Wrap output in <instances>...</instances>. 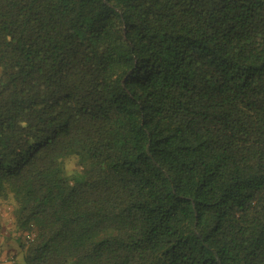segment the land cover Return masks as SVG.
Segmentation results:
<instances>
[{
    "label": "trees",
    "instance_id": "16d2710c",
    "mask_svg": "<svg viewBox=\"0 0 264 264\" xmlns=\"http://www.w3.org/2000/svg\"><path fill=\"white\" fill-rule=\"evenodd\" d=\"M2 205L15 264H264V0H0Z\"/></svg>",
    "mask_w": 264,
    "mask_h": 264
},
{
    "label": "rangeland",
    "instance_id": "374dc122",
    "mask_svg": "<svg viewBox=\"0 0 264 264\" xmlns=\"http://www.w3.org/2000/svg\"><path fill=\"white\" fill-rule=\"evenodd\" d=\"M0 213L3 218L2 221V230L0 232V238L4 236V238H8L2 246L5 249H11L12 252H16V260L19 261V240H23L26 236V233L17 232L14 230L13 224L11 222L10 216V208L7 206H0ZM27 239V238H26ZM2 240L0 239V242Z\"/></svg>",
    "mask_w": 264,
    "mask_h": 264
},
{
    "label": "crops",
    "instance_id": "0c3cea01",
    "mask_svg": "<svg viewBox=\"0 0 264 264\" xmlns=\"http://www.w3.org/2000/svg\"><path fill=\"white\" fill-rule=\"evenodd\" d=\"M0 239L2 240L0 242V264H15L14 261H16V252H12L11 249H5L2 246V243H4V241H6L8 238H4V236H2Z\"/></svg>",
    "mask_w": 264,
    "mask_h": 264
},
{
    "label": "built area",
    "instance_id": "2783aa9c",
    "mask_svg": "<svg viewBox=\"0 0 264 264\" xmlns=\"http://www.w3.org/2000/svg\"><path fill=\"white\" fill-rule=\"evenodd\" d=\"M31 236H33V235L26 236V238H27V239H31Z\"/></svg>",
    "mask_w": 264,
    "mask_h": 264
}]
</instances>
